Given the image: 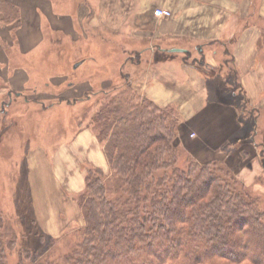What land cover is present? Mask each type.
Listing matches in <instances>:
<instances>
[{"label":"rangeland","instance_id":"rangeland-1","mask_svg":"<svg viewBox=\"0 0 264 264\" xmlns=\"http://www.w3.org/2000/svg\"><path fill=\"white\" fill-rule=\"evenodd\" d=\"M12 1L18 6L25 7L26 13L24 12L22 16L20 11L19 22L16 21L11 25L1 22L0 16V210L13 215V218L18 219L17 222L28 221L34 217L37 220L36 225L39 226L37 227L49 236L45 237L43 253L49 257L59 258L78 240L75 231L81 226L82 220L74 197L84 186L82 185V189H75L82 184V178L84 183L88 162H81L85 158L79 150H77L78 155L75 154L68 160L63 158L58 162L53 160L52 155L59 149L61 143L67 145L74 141L76 136H80L79 139L86 137V133L82 135L80 129L85 126L95 109L94 101L103 96L102 91L122 83L124 76L127 80H131L133 85L142 87L141 76L149 70V65L154 66L155 57L152 55L150 58L146 53L121 51L120 49L124 47L123 43L128 41L126 38L117 39L115 36L117 32L107 28L108 26L104 37L97 36L99 30L90 22L91 15L96 14L95 6H93L95 11L91 9L92 11L83 20L81 30L84 33L80 38L72 41L73 38L70 39L67 35L60 37L56 31L51 32L49 28V15L44 2H47L50 8L55 0ZM58 1H62L59 5L62 11L67 8H70V11L74 9L75 0ZM69 3L70 7L67 6ZM34 10L36 13L31 14L30 12ZM37 13L42 20L36 22L31 15ZM253 21L256 23V20ZM33 29L38 33L41 31V40L33 47L34 49L26 51L25 49L32 43L31 35L35 34ZM100 34H102L101 30ZM33 38L35 39L36 36L34 35ZM55 40H59L57 44ZM258 45H260L257 53L258 64H254L250 71L255 74L254 80L263 82V34ZM193 56L198 58H194L197 61L201 60L197 53H190V57L187 58L189 63H193ZM219 56L222 57L221 54ZM84 58L86 60L82 62ZM92 58L95 60L94 63ZM207 59L216 65L213 67V70H216L213 75L205 73L209 70L202 71L207 76L215 77L210 79V83L208 78L205 79L208 83L206 85L209 90L208 96L194 99V94H185V99H163L156 101V104H164L158 105L170 107L176 113L178 117L176 139L184 146L183 148L194 158V155L199 156L197 158L199 161L195 159L200 163L206 162L204 159L207 155L205 153H209L208 150L213 152L209 160L217 159L230 166L240 182L258 198L262 210L264 209V106L258 102L260 100L251 104L246 97V89L242 84L235 82L237 77L235 78L236 75L230 67L226 70L225 67L221 69L211 58L210 53ZM259 63L261 66H258ZM195 66L199 67L197 64ZM23 73L28 79L24 89L19 90L18 93L12 89L11 81L22 79ZM56 74L68 75L67 80L70 84L51 83V76ZM65 78L63 76L57 79ZM84 79L89 82L80 81ZM217 79L218 82L215 84L214 80ZM255 86L258 89L257 83ZM249 94L251 97L257 96L250 91ZM261 95L263 97L259 98L264 101V93ZM40 96L44 98L41 99ZM37 98L45 107L34 102ZM85 98L87 99L85 101H73V99ZM67 99L70 104H67ZM209 102L221 105L233 104L231 106L236 109L235 114H238V125L235 124V128L230 127L231 130H227L226 143L213 148L212 145L203 142L204 146H199L200 138L197 134L201 131L199 135L204 136L205 129L210 130L214 127V123L210 122L211 118L207 116L203 130L202 124L199 126V116L197 120L194 118L196 113H201L200 115L205 117L204 105ZM227 128L229 129V126ZM225 129V126L222 127L221 133L225 132ZM98 143L102 145L99 141ZM257 153L260 159L255 157ZM70 165H73V168L67 169ZM104 170L107 171L106 165ZM72 174L76 177L73 178ZM77 181L78 184L81 183L72 189L73 183ZM71 193L75 203L73 212L71 206L73 203L69 201ZM74 215L75 219L71 218ZM16 251L7 250L10 264H15L17 261Z\"/></svg>","mask_w":264,"mask_h":264},{"label":"trees","instance_id":"trees-1","mask_svg":"<svg viewBox=\"0 0 264 264\" xmlns=\"http://www.w3.org/2000/svg\"><path fill=\"white\" fill-rule=\"evenodd\" d=\"M0 16L18 23L19 6L0 0ZM197 54L196 67L213 75ZM216 54L223 69L226 53ZM123 78L101 92L85 123L102 143L107 171L86 165L74 197L78 240L59 258L49 257L42 249L48 235L34 217L17 222L0 210V264H10L7 250H17L15 264H264L258 198L223 161L198 162L176 139L174 110Z\"/></svg>","mask_w":264,"mask_h":264},{"label":"crops","instance_id":"crops-1","mask_svg":"<svg viewBox=\"0 0 264 264\" xmlns=\"http://www.w3.org/2000/svg\"><path fill=\"white\" fill-rule=\"evenodd\" d=\"M60 2L62 3V1ZM60 2L55 0L53 2L54 7L50 8L48 3L44 2L48 10L51 32L56 31V34L60 37L67 35L70 39L73 38L72 41L80 38L84 33L81 30L83 20L90 11H95L93 7L95 6L96 14L94 13L95 16L94 14L91 15L90 22L97 26L99 30L97 36L104 37L108 26L107 28L117 32L115 34L117 39L126 38V41H128L123 43L124 47L120 49L121 51L146 53L149 54L150 58L152 55L155 57L154 66L149 65V70L141 76L143 78L141 81L143 95L155 103L163 99H185V94H194V99H203L204 95L208 96L209 90L206 88L208 83L205 79L208 78L210 83V79L215 77L205 75L194 63L191 64L187 60L185 61L183 59L184 55L185 53H203L204 64L207 67H214L216 66L215 63L207 59L209 53L217 63L219 62L216 58L218 54L213 55V53L225 52V70L228 69L227 67L231 68L236 75L235 78L237 77L235 82L242 84L246 89V97L251 104H255L256 101L260 100L258 102H261L264 106V101L259 98L262 96L261 93H264V81L254 80L255 74L250 71L254 64H258L257 53L260 48L258 42L260 43L261 35H264V0H75L72 11H70V8L62 11L59 6ZM89 5L93 8H90ZM67 6L70 7V3ZM19 7L22 16H24L26 8L20 5ZM156 8L171 11V16H155L154 10ZM30 13H36V11ZM31 16L36 22L42 20L39 13ZM253 20H256V23ZM100 30L102 34H100ZM33 33L35 34L31 35L30 40L32 43L25 49L26 51L34 49L33 47L39 44V40H41V31L38 33L33 29ZM34 35L36 36L35 39L33 38ZM55 41L57 44L59 40ZM84 60L86 59H83L82 62ZM92 62H95L93 58ZM258 66H261V63ZM24 73L21 76L22 79H16L15 82L11 81L12 89L18 91V93H20L19 90L24 89V84L28 79ZM28 75L30 74L28 73ZM63 76L66 77L64 80L57 79ZM68 77V75L58 76L56 74L51 76V83H68ZM223 77L225 76L223 75ZM80 81L89 82L85 79ZM214 82L216 84L218 79ZM256 83L258 89L255 86ZM249 91L257 96L251 97ZM40 97L41 99L44 98ZM209 103L204 105L205 117L201 116V113H196L194 118L197 120L199 116V126L202 124V130L207 116L209 115L211 118L210 122L214 123V127L210 130L205 129L204 136L199 135L201 131H198L197 134L200 138L199 146L202 147V145L207 144L212 145L213 148L216 145L226 143L228 136L226 132L233 129V127L235 128V124L238 125V114H235L237 111L231 106L233 104ZM224 126L226 127L225 132L221 133ZM80 131L83 132L82 135L86 133V137L79 139L80 136H76L74 141L67 145L61 143L58 146L59 149L52 155L53 160L58 162L63 158L66 160L71 159L79 150L85 158L81 161L82 163L88 162L86 164L90 163L102 168L105 165L107 166L103 147L98 143L94 134L85 126ZM208 152L205 153L207 155L204 161L212 157L213 152L210 150ZM194 156L196 159L199 157ZM255 157L260 159L259 153ZM197 160L199 161V159ZM71 168H73V165H70L67 169ZM54 176L56 178V174ZM72 176L73 178L76 177V175L74 177V174ZM79 184L78 181L73 183L72 189ZM82 185L84 186L83 178L82 184L75 190L82 189ZM72 196L73 193L69 195V201L73 203L71 205L73 207L75 203ZM74 210L73 207L72 212ZM71 218L75 219V215Z\"/></svg>","mask_w":264,"mask_h":264},{"label":"built area","instance_id":"built-area-1","mask_svg":"<svg viewBox=\"0 0 264 264\" xmlns=\"http://www.w3.org/2000/svg\"><path fill=\"white\" fill-rule=\"evenodd\" d=\"M154 15L157 17H169L171 16V11L167 9L156 8L154 10Z\"/></svg>","mask_w":264,"mask_h":264}]
</instances>
